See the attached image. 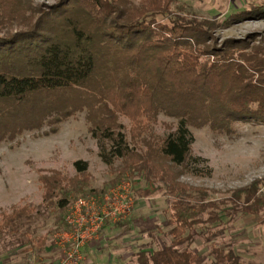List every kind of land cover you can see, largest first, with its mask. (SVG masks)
I'll return each instance as SVG.
<instances>
[{"label": "trees", "instance_id": "obj_1", "mask_svg": "<svg viewBox=\"0 0 264 264\" xmlns=\"http://www.w3.org/2000/svg\"><path fill=\"white\" fill-rule=\"evenodd\" d=\"M172 1L59 0L38 6L0 0V140L45 122L50 129L44 134L54 132L57 123L86 110L92 136L102 141L101 159L110 167L121 161L108 185L138 174L147 184L160 183L171 197L169 243L141 250L139 264H194L198 254L181 246L195 237L210 242L211 264H242L215 239L226 231L223 215L264 210L260 182L217 201L179 177L193 158L191 127L233 136L237 122L264 123V55L244 39L211 46L213 23L168 13ZM253 14L264 17V9L231 17ZM159 114L177 120L163 137L154 130ZM122 116L131 122L129 140ZM73 165L80 174L88 168L83 160ZM51 173L39 180L42 205L56 208V224H66V209L77 197L104 193L85 180ZM29 211L22 207L5 218L1 213L0 237ZM27 243L18 240V246Z\"/></svg>", "mask_w": 264, "mask_h": 264}, {"label": "rangeland", "instance_id": "obj_2", "mask_svg": "<svg viewBox=\"0 0 264 264\" xmlns=\"http://www.w3.org/2000/svg\"><path fill=\"white\" fill-rule=\"evenodd\" d=\"M58 1L33 0V3L40 6ZM263 9L264 0H173L168 13L213 23L211 31L215 39L211 46L221 47L226 39H244L264 55V17L254 14L231 17L239 11ZM164 16L156 18L165 21ZM86 113V110L75 112L57 123L56 130L48 134L44 131L50 129V124L45 122L41 128L23 129L13 138L0 140V215L3 213L5 218L22 207L30 209L29 217L7 228L0 237V264H59L64 259V250L69 249L59 243L62 239L59 234L69 231V227L55 223L56 208L45 209L42 205L45 189L39 180L41 176H50L55 171L67 180L87 181L90 189L104 188L105 193L111 188L108 181L114 177L121 161L114 159L110 167L101 159L102 141L92 136ZM119 122L129 140L130 120L122 116ZM176 125V119L159 114L154 130L158 137H163ZM235 129L236 133L228 136L208 127H191L193 158L189 162L190 170L179 180L191 187L206 189L217 201L254 181H259L260 191H264V123L237 122ZM105 145L107 153L108 144ZM76 160L87 162L84 174L77 173L73 165ZM123 180H129L134 191L129 218L119 221L122 222L119 226V222L108 223L85 242L79 264L86 253L91 255L89 259H95L94 264H139L137 253L141 250H157L169 243L166 233L170 226L166 221L171 197L163 186L147 184L138 174L126 173ZM89 194L102 196L103 193ZM223 220L226 231L215 241L223 248H232L241 257L242 264H264V210L257 215L231 213L230 217L223 215ZM21 238L28 239L29 243L18 246ZM90 243V247H95L96 256L86 251ZM181 247L198 254L194 264L212 263L208 254L210 242L203 238L195 237L193 242ZM112 257L120 258L114 261Z\"/></svg>", "mask_w": 264, "mask_h": 264}, {"label": "built area", "instance_id": "obj_3", "mask_svg": "<svg viewBox=\"0 0 264 264\" xmlns=\"http://www.w3.org/2000/svg\"><path fill=\"white\" fill-rule=\"evenodd\" d=\"M133 185L123 180L102 196L87 194L74 199L67 207L64 221L69 231L59 234L64 259L59 264H79L81 248L105 226L129 218L134 204Z\"/></svg>", "mask_w": 264, "mask_h": 264}, {"label": "crops", "instance_id": "obj_4", "mask_svg": "<svg viewBox=\"0 0 264 264\" xmlns=\"http://www.w3.org/2000/svg\"><path fill=\"white\" fill-rule=\"evenodd\" d=\"M115 223H117V222H115ZM121 223H122V222L117 223L118 226L121 225ZM117 224H115V225L117 226ZM107 225H108V223H106L105 226H103V228H105ZM103 228H102V229H103ZM107 239L110 240V238H106V240H107ZM116 241H117V240H116ZM91 243H92V242H91ZM91 243L88 245L89 247L86 248V251H88V252H91V251H92L93 254H94V249H95V247H90ZM94 256H96V254H94ZM110 256H111V255H110ZM90 257H91V255L88 256V254L86 253V255L84 256L83 261L81 262V264H94L95 259H94V260L89 259ZM117 258H120V257H115V258L112 257V259H113L114 261H115V259H117Z\"/></svg>", "mask_w": 264, "mask_h": 264}]
</instances>
